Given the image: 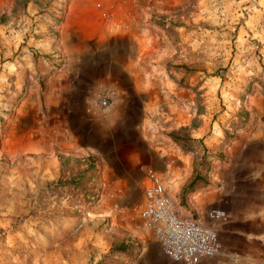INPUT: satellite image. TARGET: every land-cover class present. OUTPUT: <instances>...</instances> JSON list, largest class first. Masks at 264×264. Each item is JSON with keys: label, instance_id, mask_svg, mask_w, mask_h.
<instances>
[{"label": "rangeland", "instance_id": "1", "mask_svg": "<svg viewBox=\"0 0 264 264\" xmlns=\"http://www.w3.org/2000/svg\"><path fill=\"white\" fill-rule=\"evenodd\" d=\"M149 168L199 219L264 188V0H0V264H178Z\"/></svg>", "mask_w": 264, "mask_h": 264}, {"label": "built area", "instance_id": "2", "mask_svg": "<svg viewBox=\"0 0 264 264\" xmlns=\"http://www.w3.org/2000/svg\"><path fill=\"white\" fill-rule=\"evenodd\" d=\"M103 16L111 34L130 31L132 21L127 13L104 11ZM118 29L120 31H115ZM99 105L106 107L108 97L101 96ZM139 217L171 261L199 264L203 258L221 252L219 225L228 220L229 213L225 208L213 207L204 219L180 214L167 192L162 173L149 168L145 174Z\"/></svg>", "mask_w": 264, "mask_h": 264}, {"label": "crops", "instance_id": "3", "mask_svg": "<svg viewBox=\"0 0 264 264\" xmlns=\"http://www.w3.org/2000/svg\"><path fill=\"white\" fill-rule=\"evenodd\" d=\"M72 22V19L65 18L61 24L63 48L67 51L70 44L66 37L73 31ZM106 33L111 36L108 31ZM196 196L200 198L202 194ZM204 210L202 206L199 209L203 219L206 215ZM219 229L221 252L203 258L199 264H264V188L254 193L253 198L238 211L229 213L228 220L221 223Z\"/></svg>", "mask_w": 264, "mask_h": 264}, {"label": "trees", "instance_id": "4", "mask_svg": "<svg viewBox=\"0 0 264 264\" xmlns=\"http://www.w3.org/2000/svg\"><path fill=\"white\" fill-rule=\"evenodd\" d=\"M179 137H177V139H178Z\"/></svg>", "mask_w": 264, "mask_h": 264}]
</instances>
